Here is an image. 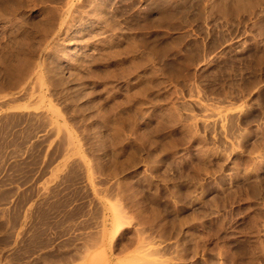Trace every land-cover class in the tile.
<instances>
[{
	"label": "rangeland",
	"instance_id": "1",
	"mask_svg": "<svg viewBox=\"0 0 264 264\" xmlns=\"http://www.w3.org/2000/svg\"><path fill=\"white\" fill-rule=\"evenodd\" d=\"M0 264H264V0H0Z\"/></svg>",
	"mask_w": 264,
	"mask_h": 264
},
{
	"label": "bare ground",
	"instance_id": "2",
	"mask_svg": "<svg viewBox=\"0 0 264 264\" xmlns=\"http://www.w3.org/2000/svg\"><path fill=\"white\" fill-rule=\"evenodd\" d=\"M34 75V74H33ZM41 77V76H40ZM41 83V82H40ZM55 124V123H54ZM57 125V124H56ZM52 127V126H51ZM53 128V127H52Z\"/></svg>",
	"mask_w": 264,
	"mask_h": 264
}]
</instances>
